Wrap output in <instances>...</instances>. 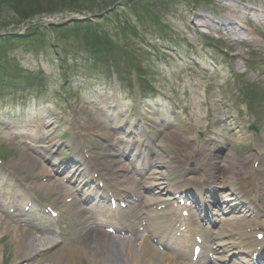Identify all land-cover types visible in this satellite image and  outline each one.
Instances as JSON below:
<instances>
[{"label":"rangeland","instance_id":"rangeland-1","mask_svg":"<svg viewBox=\"0 0 264 264\" xmlns=\"http://www.w3.org/2000/svg\"><path fill=\"white\" fill-rule=\"evenodd\" d=\"M109 0H58L56 1H49L47 3V6L44 7L45 9L48 7H57L55 8V14L57 15H51L49 19H46L47 22L55 21V16H60L62 13H65L67 16H75L77 18H84L86 16H90L89 12H94L98 9L104 8ZM140 3L141 0H135ZM145 5L149 10H151L147 15L144 14L141 17L143 20L136 23L137 27H133L143 36H128L130 34H124L121 31H113L111 30L110 34L113 36V40L115 43L124 45L125 42L132 47L129 46V52H127V57L129 60H136L137 61V68L140 70L141 74L144 77H147L150 81H153V83L160 89V90H166L169 86V84L175 86L178 90H186L189 86L195 85L194 79L197 77H200L201 81L198 83L200 86H209V89L205 88V97H208V99H211V104H214L215 98H216V91L213 89L212 85L214 82L213 79L222 82H226L225 79V73L229 71L231 68V65H234L236 62V58L232 57V60L225 61V57L223 58V61L219 59V55L224 54L228 51V47L230 48V52H237V47L234 45L233 42L229 40L228 37H224V34H214L210 31H206L203 33L204 29H200V27H196L194 25V22L197 24H203V22L196 21L195 18L198 15H206L208 18L213 20H220L223 18H230L232 13V4L224 3L225 0H143ZM258 1H251V2H244L245 7H252L256 6L255 3ZM261 2V1H260ZM211 3V5L209 4ZM238 3V2H236ZM142 4V3H141ZM221 4L220 7L218 6L217 10H213L216 5ZM59 5V6H57ZM8 7V6H7ZM7 7L5 8L3 5L0 6V24H8L12 22L13 20H19L17 14L15 12H10ZM64 8L63 11H59V8ZM143 6L137 5V10L141 11L143 10ZM125 13L127 15H133L135 16L136 13H131L127 11V9H124ZM154 13L159 16L160 20L166 21L165 25L167 27V30L170 29L171 35L168 33H161L159 36L158 29H156V26L153 24L154 19ZM216 14V15H214ZM132 17V16H131ZM48 18V17H47ZM128 18V17H127ZM130 19V18H129ZM38 22V21H37ZM63 23V22H60ZM115 25L119 26V23L114 22ZM191 25V29L187 30ZM165 27V28H166ZM199 29L198 31L196 29ZM213 31V30H212ZM209 32V33H208ZM101 35H104L106 31H99ZM144 33H147L144 35ZM123 37H125L123 39ZM184 37H188V40L192 41L191 43L187 42V39L185 38L184 41L186 43V47L184 49H179V52H170L168 55H164L161 52H165V50L169 49L166 48L169 44H174L176 47H178L179 43L177 42ZM224 39H223V38ZM77 42L78 40H82L81 38H74L70 39L68 41ZM146 43V44H145ZM190 45H189V44ZM75 43H72L71 46H73ZM147 45L151 46L150 49H146ZM202 45V48H201ZM190 46V47H188ZM204 46V48H203ZM156 47V48H155ZM171 47V46H170ZM149 48V47H147ZM201 48V49H200ZM160 49V50H159ZM243 50V49H242ZM157 51L159 53L156 54ZM191 52L195 53L201 60H206L208 56L212 55L213 57H216L218 61L221 62V66L217 65V68H213L212 71L209 73L211 74L208 76L207 74H203V72L200 69H194L190 71H186V69H179L175 65V60L177 58L181 59V63L183 68H190L192 67V64L186 62V53ZM229 52V51H228ZM104 53V52H103ZM208 53V54H206ZM119 53H115V56L120 58V70L121 72L125 73V70L129 67L127 59L121 57L120 55H117ZM113 55V54H112ZM235 55V54H234ZM173 58V59H171ZM211 61V60H210ZM44 62V61H43ZM204 68L207 70H210V65L207 63L204 65ZM129 69V68H128ZM183 70V74L181 73ZM231 74H232V70ZM220 72L223 74L220 75ZM122 73L124 76L122 80L119 81V96L122 99V105L124 106L125 110H132V104L129 102H124L123 98L133 96L136 97L137 88L135 86V82H131V78L129 75ZM131 76H134V71H131ZM106 79L108 82V85L112 86V88H116V83L114 76L112 75V70L109 68L106 72ZM230 80V79H229ZM72 82H76L77 85L75 86L74 90H78V86H80L78 83H80V80L77 78H72L69 80V85H71ZM125 82L127 84H125ZM125 84V85H123ZM130 84L132 87H128L127 85ZM162 84H166V86H163ZM240 87L242 85H239ZM253 87V86H250ZM261 87H263V84H261ZM87 88H91V84L87 86ZM233 90V88H230L227 90V93H230ZM91 91V92H90ZM88 92V91H87ZM90 93H87V95L84 96L82 101L85 105L91 103V101L98 102L96 105L104 104L106 99L110 98V94L104 90V92H97V90H89ZM113 93V92H112ZM86 94V93H85ZM139 97V94L137 95ZM87 103V104H86ZM81 103L78 105V109L80 110ZM94 108V107H92ZM145 109V108H144ZM183 114V113H182ZM192 119L187 122L186 126L191 127H198L196 118L193 113ZM258 118L253 117L251 119V123L258 124ZM189 128V127H188ZM0 137H2L0 135ZM7 137V136H6ZM0 139L3 145H0V156L5 159V162H8V164H11V166H16L13 163L18 162L21 159H28L33 160L29 155V153L25 150H21L17 148L15 145L10 144L9 142H5L4 138ZM187 139V138H186ZM191 141H193L190 138ZM22 157V158H21ZM36 163V162H35ZM21 165L18 164V168ZM41 174L36 175H29L27 177L30 178H41ZM43 192H45V187ZM41 188V189H42ZM40 189V190H41ZM51 190V189H50ZM58 193L52 192L51 195L43 194L44 197H48L49 200H52L54 197H56V200L58 199L57 196ZM2 241L0 242V249L3 251L0 252V259L3 256V264H11L14 259L15 255L18 251L14 252V249L12 248V245L9 243L5 246H1ZM63 252L67 253L69 251L63 249ZM77 254L74 258V262L76 264H93L91 262L90 255L83 252V251H76ZM3 253V255L1 254ZM84 253V254H82ZM81 254V257L78 256ZM59 262H55V264H58ZM47 264V263H44ZM53 264V263H51ZM73 264V262H72Z\"/></svg>","mask_w":264,"mask_h":264},{"label":"bare ground","instance_id":"bare-ground-1","mask_svg":"<svg viewBox=\"0 0 264 264\" xmlns=\"http://www.w3.org/2000/svg\"><path fill=\"white\" fill-rule=\"evenodd\" d=\"M203 18H204L203 16L199 15L195 18V20L203 21ZM237 21L240 20H235V22H231V23L217 24L215 27L218 28L219 30H223L226 34L230 36L232 35L236 37L240 35V31L242 30V27ZM194 25L196 27H200V25L197 23H194ZM207 26L208 25H206L205 23L203 24V27L206 29H208ZM13 164L16 166H18V164L21 165L20 166L21 169H23L26 173H36L39 170V167L37 166L38 164H36L34 160L21 159L20 161L14 162ZM49 187L50 186L48 187L46 186V189H48ZM236 190H237L236 188L233 189V191ZM13 228L14 227L11 226L10 223L0 219V242L6 235H9L11 238L8 243L12 245L14 252L18 251L15 255L14 261L11 264H21L26 261H27L26 263L31 262L30 264H42L41 260H37L38 256L44 250L47 251L50 249H54L56 246V242L48 237L39 238L36 237L35 234H33L32 232L21 229L14 230ZM106 237L107 236L102 233H92L82 241V245L78 247L77 251H83L89 254L92 260L91 262H93V264H142L143 262H145L144 260L145 257H143L144 253L149 256L156 255L155 250L147 243H145L144 239L142 238H137V240L139 239L141 243V245L138 246V248L136 247L135 244H131L133 243L131 241L129 244H127L126 247L122 249L121 252H118L116 250H112L113 249L112 247L111 248L106 247L108 241ZM2 251L3 250H0V252ZM53 251L54 253L52 254L51 257H49L50 260L47 264H51V263L55 264V262H59L58 264L61 263L72 264L73 262V264H76L74 262V258L79 253L74 251V249L70 250L67 253L63 252V249H58V250L54 249ZM97 251L98 254L99 253L104 254V258H101L100 256L98 257V254L96 253ZM106 253L108 254L107 257H105ZM1 254L3 255V253ZM78 256L81 257V254ZM0 264H3V256L0 259ZM159 264H182V263L178 262L175 257L166 256L160 260Z\"/></svg>","mask_w":264,"mask_h":264},{"label":"trees","instance_id":"trees-1","mask_svg":"<svg viewBox=\"0 0 264 264\" xmlns=\"http://www.w3.org/2000/svg\"><path fill=\"white\" fill-rule=\"evenodd\" d=\"M42 0H34L30 3L31 7H36L38 5V2H40ZM22 2H19V4H21ZM15 9L18 13H20L21 8L19 6H15Z\"/></svg>","mask_w":264,"mask_h":264}]
</instances>
